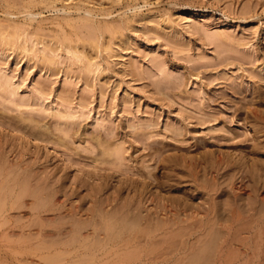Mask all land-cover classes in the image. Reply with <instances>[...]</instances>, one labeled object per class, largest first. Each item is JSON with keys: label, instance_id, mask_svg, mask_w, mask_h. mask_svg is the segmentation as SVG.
I'll return each mask as SVG.
<instances>
[{"label": "rangeland", "instance_id": "obj_1", "mask_svg": "<svg viewBox=\"0 0 264 264\" xmlns=\"http://www.w3.org/2000/svg\"><path fill=\"white\" fill-rule=\"evenodd\" d=\"M0 174V264H106L148 207L143 264H264V0H0Z\"/></svg>", "mask_w": 264, "mask_h": 264}, {"label": "bare ground", "instance_id": "obj_2", "mask_svg": "<svg viewBox=\"0 0 264 264\" xmlns=\"http://www.w3.org/2000/svg\"><path fill=\"white\" fill-rule=\"evenodd\" d=\"M1 170H2V168H1ZM0 175H2V174H0ZM8 175V174H7ZM7 175H6V178H7ZM15 175H18L17 173L15 174ZM1 177V176H0ZM11 177V176H10ZM22 182V181H21ZM2 183V182H1ZM28 184V183H27ZM23 185V184H22ZM3 186H5V184L3 185ZM3 186H2V188H3ZM17 188V187H16ZM22 188H23V186H22ZM9 189V188H8ZM25 189H26V186H25ZM13 189H11V191H12ZM20 189H18V191H19ZM6 191V190H5ZM16 191V190H15ZM2 192V191H1ZM4 192V191H3ZM19 192H21V191H19ZM25 192V191H24ZM28 192V191H27ZM51 192V191H50ZM68 193V192H67ZM32 194V193H31ZM9 195V194H8ZM7 195V196H8ZM20 195V194H19ZM18 195V198L20 197ZM2 196H4L3 194H2ZM46 196V195H45ZM48 197V196H47ZM71 197V196H70ZM3 198V197H2ZM0 199H1V196H0ZM46 199V198H45ZM53 200V199H52ZM11 199H8V198H4L3 200H1L0 201V215L1 216H7L6 214H7V212H8V210L10 209V208H13V207H10V206H14L15 205V203H17V201L16 202H14L15 201V199L12 201V204L13 205H11L10 203H11ZM14 202V203H13ZM39 202V201H38ZM46 202L47 201H45L44 202V205L46 204ZM147 202V201H146ZM23 204H24V202H23ZM26 204V203H25ZM38 204V203H37ZM43 205V204H42ZM17 206V205H16ZM100 206V205H99ZM17 207H19V205L17 206ZM16 207V208H17ZM37 207H39L38 205L35 207V209L37 208ZM20 208V207H19ZM62 208V207H61ZM202 209V208H204V207H202L201 205H198V209ZM216 208H217V204L216 203H208L207 204V207H206V210H207V213H208V216H210L211 214H212V212L213 211H215L216 210ZM231 208H233L232 210H231V212H232V217L234 218V219H241L242 218V215L241 214H236L235 213V211H236V207H233V206H231ZM38 209V208H37ZM31 210H32V208H31ZM120 210V209H119ZM151 210H152V208L151 207H148L147 208V210H146V213L145 214H143L141 211H139L138 213H136L134 216H133V218H134V221L138 224V226H137V229L136 230H132V231H130L129 233H119L117 236H111L110 237V239H113V241H112V243L114 244V246H117V244H119V243H121V242H123L124 243V246H123V248H124V250L122 249V250H119L118 248H115L114 246L113 247H111L109 250L107 249V251L108 252H106L107 253V257L108 256H111V257H109L108 259H105V260H107V263H106V261L104 260V262L106 263V264H110L109 263V261L111 262V264L112 263H118V262H130L131 264L133 263V262H139V263H141V264H143V263H148V261L151 259V258H154V257H156V258H164V256L166 255V253L165 252H162L161 251V249H167V247H168V245L170 244V245H173V246H175V244L176 243H179V241H178V239H176V240H173V239H169L170 238V235H168V237H165L166 236V231L168 230V218H166V213H154V214H152L153 212H151ZM186 210L187 209H185V210H182L184 213H187L188 214V212H186ZM188 210H190V209H188ZM191 211V210H190ZM189 211V215L190 216H192V217H195V216H201V218H205V217H208L206 214H201L200 213V211H198L197 209H193L191 212ZM72 212V211H71ZM95 214V213H94ZM199 214H201V215H199ZM257 214V213H256ZM67 215V214H66ZM66 215H64V216H66ZM68 215H69V213H68ZM64 216H62V218L64 217ZM73 216V215H72ZM92 216H94L93 214H92ZM121 216V215H120ZM212 216V215H211ZM8 217V216H7ZM7 217H5V219H4V222L6 221V219H7ZM77 217V216H76ZM11 219H12V217H10ZM9 218V219H10ZM15 218H16V216L15 217H13V219L15 220ZM21 218L22 217H20V220H21ZM29 218V217H28ZM43 218V217H42ZM110 217L108 216V219H109ZM9 219H7L8 221H9ZM10 219V220H11ZM19 219V218H18ZM132 219V218H131ZM215 219H216V217H215ZM255 219V218H254ZM13 220V221H14ZM25 220H27V219H25ZM34 220V219H33ZM67 220V219H66ZM200 220V219H199ZM8 221H6V222H8ZM16 221V220H15ZM14 221V222H15ZM38 221H39V219H38ZM38 221L36 222L37 224H38ZM110 221V220H109ZM1 222H3V221H1ZM1 222H0V228H2V225H3V223L1 224ZM25 222V221H24ZM41 222H42V220H41ZM74 222H76V220L74 221ZM72 223L73 225L75 224V223ZM92 222V221H91ZM100 222V221H99ZM133 222V221H132ZM35 223V226L37 227V224ZM90 223V222H89ZM96 223H98V220H97V222ZM106 223V222H105ZM129 223V222H128ZM127 223V224H128ZM130 223H131V221H130ZM6 223H4V225H5ZM42 224L44 225V223L42 222ZM126 224V225H127ZM197 224V223H196ZM195 224V225H196ZM240 224H242V223H240ZM9 225V223L7 224V225H5V227H7ZM14 225V224H13ZM31 225H32V222H31ZM39 225V224H38ZM48 225V224H47ZM73 225H71V226H73ZM110 225H111V223H110ZM110 225H109V223H107L106 224V226H107V230H109L110 229ZM117 225V224H116ZM131 225V224H130ZM133 225V224H132ZM173 225H177L178 226V224L177 223H174ZM200 225V224H199ZM239 225V224H238ZM23 226V225H22ZM70 226V227H71ZM105 226V225H104ZM114 226V225H113ZM176 226V227H177ZM189 226V225H188ZM213 226H214V223H213ZM11 227V226H10ZM29 227H31V226H29ZM41 227V226H40ZM67 227H69V226H67ZM88 227V226H87ZM130 227V226H129ZM181 227V226H180ZM187 227V226H186ZM22 228V227H21ZM42 228V227H41ZM64 228V227H63ZM66 228V227H65ZM84 228H86V227H84ZM101 228V227H100ZM103 228V227H102ZM105 228V227H104ZM116 228V227H115ZM119 228L120 227H118L116 230H119ZM170 228H171V226H170ZM209 228V227H208ZM37 229V228H36ZM67 229V228H66ZM65 229V230H66ZM82 229V228H81ZM112 229H114L113 227H112ZM128 229V228H127ZM126 229V230H127ZM195 229V228H194ZM264 229V228H263ZM28 230V229H27ZM61 230V229H60ZM59 230V231H60ZM64 230V231H65ZM67 230H69V229H67ZM104 230V229H103ZM125 230V229H124ZM48 231V230H47ZM52 231V230H51ZM99 231H102V229L101 230H99ZM128 231V230H127ZM50 232V231H49ZM104 232V231H103ZM102 232V233H103ZM218 232V231H217ZM52 233V238H53V236L55 237V233H54V235H53V231L51 232ZM117 233V232H116ZM115 233V234H116ZM159 233H162L164 236H162V237H160V238H157L156 239V237L158 236V234ZM10 234V233H9ZM15 234V233H14ZM26 234H28L27 235V237H29V236H31V235H33V232H32V230H30V232H26ZM35 235H33V236H35L36 237V232L34 233ZM56 234H58V232H56ZM61 234H64V232H62ZM98 234V233H97ZM105 234V233H104ZM111 234V233H110ZM213 234L215 235V233L213 232ZM16 235V234H15ZM20 236H22V234L20 235ZM19 236V237H20ZM42 236H43V234H42ZM48 236V235H47ZM50 236V235H49ZM49 236H48V239H49ZM68 236H69V234H68ZM78 237V236H77ZM105 237V236H104ZM113 237V238H112ZM22 237H20V239H21ZM34 238V237H33ZM33 238H31V239H33ZM61 238H63V237H61ZM60 238V239H61ZM98 238V237H97ZM101 238H103V235H101ZM213 238V237H212ZM215 238V237H214ZM16 239V238H15ZM48 239H44L45 241H47ZM158 239H160V240H158ZM204 239V238H203ZM202 239V240H203ZM209 240H206L207 242L208 241H210V238H208ZM216 239V238H215ZM36 240V239H35ZM40 240V239H39ZM59 240V239H58ZM62 240L63 239H61V242H62ZM67 240V239H66ZM68 240H71V239H68ZM200 240V239H199ZM32 241V240H31ZM42 241V240H41ZM49 241H50V239H49ZM48 241V242H49ZM82 242H83V246L85 247V249H87L89 246V242L87 241V239H82L81 240ZM176 241H178V242H176ZM185 241V240H184ZM17 242V241H16ZM60 242V241H59ZM58 242V243H59ZM61 242H60V244H61ZM68 242V241H67ZM66 241H65V243H67ZM15 243V242H14ZM19 243V242H18ZM36 243V242H35ZM40 243V242H39ZM43 243V242H42ZM50 243V242H49ZM53 243V242H52ZM56 243V242H55ZM95 243H97V241H95ZM194 243H196V241L195 242H193V244ZM202 243V242H201ZM206 243V242H205ZM102 243H100V245H101ZM107 244H108V241H107V243H105L104 245H102L103 247H105V245H106V247H107ZM168 244V245H167ZM203 245L202 246H204L205 247V245H207V244H204V243H202ZM31 245V244H30ZM54 245H57L58 246V244L56 243V244H54ZM72 244H70V246H71ZM96 245V244H95ZM123 245V244H122ZM177 245V244H176ZM201 245V244H200ZM209 245H210V242L208 243V247H209ZM17 246V245H16ZM28 246V245H27ZM38 246L40 247L41 245H39L38 244ZM38 246H37V249H38ZM47 247L49 246L48 244L46 245ZM69 246V245H68ZM69 246V247H70ZM73 246V245H72ZM71 246V247H72ZM78 246V245H77ZM80 246V245H79ZM90 246H91V244H90ZM119 246V245H118ZM121 246V245H120ZM119 246V247H120ZM152 246V247H151ZM159 246V247H158ZM178 246V245H177ZM193 246V245H192ZM25 247V246H24ZM51 247V246H50ZM53 247V246H52ZM56 247V246H55ZM66 247H67V245H66ZM100 247V246H99ZM98 247V248H99ZM160 247H162V248H160ZM170 247V246H169ZM172 247V246H171ZM199 247V246H198ZM212 247V246H211ZM32 248H33V246H32ZM42 248H44V247H42ZM46 248V247H45ZM44 248V249H45ZM95 248V247H94ZM93 248V249H94ZM177 248V247H176ZM201 248V247H200ZM216 248V247H215ZM21 249V248H20ZM30 249V248H29ZM71 249V248H70ZM101 249V248H100ZM197 249V248H196ZM205 249H206V247H205ZM33 250V249H32ZM41 250V249H40ZM43 250V249H42ZM59 250V249H58ZM171 250H174V249H171ZM176 250V249H175ZM27 251V250H26ZM35 251V250H34ZM37 251V250H36ZM60 251V250H59ZM62 251V250H61ZM64 251H68V249L67 250H64ZM95 251V250H94ZM99 250H97V252H98ZM165 251V250H164ZM167 251H169V250H167ZM195 251H198V250H195ZM17 252V251H16ZM28 252V251H27ZM27 252H26V255H27ZM30 252V251H29ZM44 252H45V250H44ZM43 252V253H44ZM51 252V251H50ZM63 252V251H62ZM91 252V251H90ZM170 252V251H169ZM172 252V251H171ZM170 252V253H171ZM204 252V251H203ZM30 253H32V252H30ZM71 253V252H70ZM95 253V252H94ZM94 253H92L93 255L92 256H88V257H86L88 254H87V251H86V256H85V254H83L82 253V255H80L82 258V260H80V261H78L77 262V264H84V262H85V264H86V260H87V262H89L88 261V259L90 258H92L95 254ZM106 253H104L105 254V256H106ZM18 254V253H17ZM24 254V253H23ZM29 254V253H28ZM46 254V253H45ZM49 254H51V253H49ZM54 254V253H53ZM100 254V253H99ZM98 254V255H99ZM104 254H102L103 256H104ZM197 254H198V252H197ZM197 254L195 255V253H193V255H195V261L197 260ZM25 255V254H24ZM33 255H35V254H32V256ZM44 255V254H43ZM52 255V254H51ZM58 255V254H57ZM57 255H54V257L56 256L57 257ZM61 255V254H60ZM91 255V254H90ZM177 255V254H176ZM192 255V257H194ZM211 255V254H210ZM29 256H31V255H29ZM48 256V255H47ZM73 256V255H72ZM76 256V255H75ZM74 256V257H75ZM101 256V255H100ZM207 256H209L208 254H207ZM206 256V257H207ZM17 257V256H16ZM19 257V256H18ZM45 258H46V256H44ZM49 257V256H48ZM61 257H63L62 258V260L64 259V257H67V255L66 256H61ZM70 257V256H69ZM69 257H67V258H69ZM99 257V256H98ZM102 257V256H101ZM190 257V256H189ZM201 257L203 258V256L201 255ZM205 257V258H206ZM210 257V256H209ZM22 258V257H21ZM103 258V257H102ZM111 258V259H110ZM174 258V257H173ZM182 258V257H181ZM201 258V259H202ZM17 259V258H16ZM59 259V258H58ZM61 259V258H60ZM76 259V258H75ZM77 259H79V258H77ZM98 259V258H97ZM100 259V258H99ZM98 259V260H99ZM113 259V261H111ZM190 259V258H189ZM22 260V259H21ZM52 260V259H51ZM56 260V259H55ZM109 260V261H108ZM172 260V259H171ZM179 260V259H178ZM188 260V259H187ZM53 261H54V259H53ZM60 261V260H59ZM72 261V260H71ZM77 261V260H76ZM75 261V262H76ZM84 261V262H83ZM93 261V260H92ZM92 261H90L89 262V264L92 262ZM47 262V261H46ZM56 262V261H55ZM73 262H74V260H73ZM73 262H71V263H73ZM74 262V263H75ZM101 262H103V261H100V263ZM175 262V261H174ZM22 263H24V262H22ZM31 263V262H30ZM53 262H51V264H52ZM70 263V262H69ZM68 263V264H69ZM70 263V264H71ZM129 263V264H130ZM159 263V262H158ZM29 264V263H28ZM35 264V263H34ZM39 264V263H38ZM45 264H50V263H45ZM65 264H67V263H65ZM93 264V263H92ZM102 264V263H101ZM104 264V263H103ZM119 264V263H118ZM161 264V263H160Z\"/></svg>", "mask_w": 264, "mask_h": 264}]
</instances>
